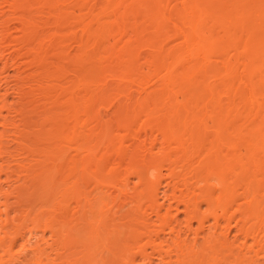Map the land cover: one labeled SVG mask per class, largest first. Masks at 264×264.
Listing matches in <instances>:
<instances>
[{"label": "bare ground", "instance_id": "bare-ground-1", "mask_svg": "<svg viewBox=\"0 0 264 264\" xmlns=\"http://www.w3.org/2000/svg\"><path fill=\"white\" fill-rule=\"evenodd\" d=\"M20 238L264 264V0H0V264Z\"/></svg>", "mask_w": 264, "mask_h": 264}, {"label": "rangeland", "instance_id": "rangeland-1", "mask_svg": "<svg viewBox=\"0 0 264 264\" xmlns=\"http://www.w3.org/2000/svg\"><path fill=\"white\" fill-rule=\"evenodd\" d=\"M161 199V198H160ZM182 214V213H181ZM182 216V215H181ZM19 241V242H18ZM17 242H16V244L14 245V247H13V257L14 258H16L15 260H16V262H15V264H18L20 261H21V259H23V250L21 249V242L23 241L22 240V238H20L19 240H18ZM42 241V240H41ZM20 255H22V256H20ZM18 260H20V261H18ZM20 264V263H19Z\"/></svg>", "mask_w": 264, "mask_h": 264}]
</instances>
